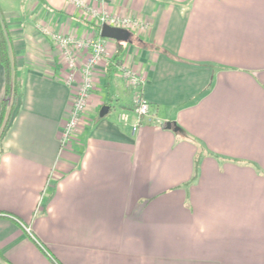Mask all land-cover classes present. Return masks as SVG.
<instances>
[{
	"label": "crops",
	"instance_id": "0c3cea01",
	"mask_svg": "<svg viewBox=\"0 0 264 264\" xmlns=\"http://www.w3.org/2000/svg\"><path fill=\"white\" fill-rule=\"evenodd\" d=\"M87 1L141 26L121 64L105 38L66 141L88 53L68 82L46 32L99 39L98 24L69 0H35L29 21L1 8L23 92L0 158V213L13 215H0V264H264V0ZM122 67L146 78L135 132ZM5 89L0 58V114Z\"/></svg>",
	"mask_w": 264,
	"mask_h": 264
},
{
	"label": "built area",
	"instance_id": "2783aa9c",
	"mask_svg": "<svg viewBox=\"0 0 264 264\" xmlns=\"http://www.w3.org/2000/svg\"><path fill=\"white\" fill-rule=\"evenodd\" d=\"M69 3L75 8L80 9L81 12H84L87 18L92 22L101 26L103 24H109L129 30L141 26L138 19L113 14L99 5H90L87 0H69ZM46 33H49L52 40L60 46L67 68L71 70V74L67 79L68 82L75 80L74 71L77 69L78 52L84 50L88 53V56L80 68L81 79L80 81L75 80L77 87L73 93L70 115L64 125L62 133L63 141H66L74 135L82 115L86 110L89 98L95 86L96 70L107 52V45L103 37L94 39L90 37H77L63 32L48 31ZM124 74L126 75L129 85L137 89V96L135 98L137 120L133 126V131L135 132L142 119L148 116L151 110V105L143 94L146 78L142 74L136 73L128 68H124Z\"/></svg>",
	"mask_w": 264,
	"mask_h": 264
},
{
	"label": "trees",
	"instance_id": "16d2710c",
	"mask_svg": "<svg viewBox=\"0 0 264 264\" xmlns=\"http://www.w3.org/2000/svg\"><path fill=\"white\" fill-rule=\"evenodd\" d=\"M99 31L101 33V25L98 24ZM119 50L114 60L117 64H121L119 59L120 51L124 42H118ZM11 44V42H10ZM0 58L3 61L6 71V89L5 94L1 103V114H0V158L4 152V138L10 129L12 118L16 113L19 98L22 95L23 82L18 74L16 62L14 56L12 58L11 50H9V39L5 27L0 22ZM198 163V161H197ZM0 215L13 216L10 213L1 212Z\"/></svg>",
	"mask_w": 264,
	"mask_h": 264
},
{
	"label": "rangeland",
	"instance_id": "374dc122",
	"mask_svg": "<svg viewBox=\"0 0 264 264\" xmlns=\"http://www.w3.org/2000/svg\"><path fill=\"white\" fill-rule=\"evenodd\" d=\"M34 2H35V0H0V22H1V24L5 27L4 19L6 16L1 13V8L8 9V10H14L15 14L10 16V18H12V19L21 18L23 21L32 20L33 16L31 13V7L33 6ZM89 3H90V5L93 4L91 2H89ZM78 10L81 11L80 9H78ZM5 29H6V27H5ZM6 32H7V36L9 39V50H11V55L13 58L14 51H13L12 45L10 44L11 37L9 36L7 29H6ZM107 41H108L107 47H109V42H112V41L108 40V39H107ZM127 48H126V50H127ZM2 64H3V61H2ZM3 66H4V64H3ZM4 68H5V66H4ZM122 69H124V67H122ZM123 76L126 78V75L124 74V72H123ZM126 80H127V78H126ZM115 86H116V84H114V80H113L112 81V88H113L112 91L113 92L116 90ZM103 94H105V96H107L108 95V89H105L102 92L100 91V93L98 95L103 96ZM114 112H115V109H114ZM78 127H79V125H78Z\"/></svg>",
	"mask_w": 264,
	"mask_h": 264
},
{
	"label": "water",
	"instance_id": "95a60500",
	"mask_svg": "<svg viewBox=\"0 0 264 264\" xmlns=\"http://www.w3.org/2000/svg\"><path fill=\"white\" fill-rule=\"evenodd\" d=\"M101 36L118 42H132L133 33L127 28L103 24L101 27ZM167 128H174L176 131L179 130V126L175 121H169L167 123Z\"/></svg>",
	"mask_w": 264,
	"mask_h": 264
}]
</instances>
